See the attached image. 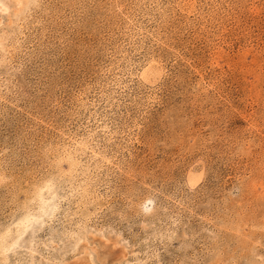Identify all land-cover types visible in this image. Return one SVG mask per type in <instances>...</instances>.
Here are the masks:
<instances>
[{"label": "rangeland", "instance_id": "rangeland-1", "mask_svg": "<svg viewBox=\"0 0 264 264\" xmlns=\"http://www.w3.org/2000/svg\"><path fill=\"white\" fill-rule=\"evenodd\" d=\"M0 264H264V0H0Z\"/></svg>", "mask_w": 264, "mask_h": 264}, {"label": "bare ground", "instance_id": "bare-ground-1", "mask_svg": "<svg viewBox=\"0 0 264 264\" xmlns=\"http://www.w3.org/2000/svg\"><path fill=\"white\" fill-rule=\"evenodd\" d=\"M44 207H45V205H44ZM51 207H53L54 208V206H51ZM41 209V208H40ZM46 211V210H45ZM43 212V211H42ZM48 212V211H47ZM46 213V212H45ZM46 215V214H45ZM41 216H43V215H41ZM29 217V216H28ZM29 220H30V217H29ZM33 223V222H32ZM24 226H26V223H24V225H23V227ZM32 226V225H31ZM34 226V225H33ZM28 227V226H27ZM12 243V242H11ZM14 243V242H13ZM11 246V245H10ZM13 247V246H12Z\"/></svg>", "mask_w": 264, "mask_h": 264}]
</instances>
